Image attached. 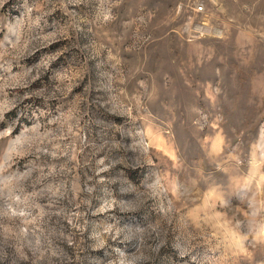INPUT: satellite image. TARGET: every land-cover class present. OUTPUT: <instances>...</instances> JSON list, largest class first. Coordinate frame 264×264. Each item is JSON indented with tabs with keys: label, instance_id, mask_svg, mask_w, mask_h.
Segmentation results:
<instances>
[{
	"label": "rangeland",
	"instance_id": "obj_1",
	"mask_svg": "<svg viewBox=\"0 0 264 264\" xmlns=\"http://www.w3.org/2000/svg\"><path fill=\"white\" fill-rule=\"evenodd\" d=\"M0 264H264V0H0Z\"/></svg>",
	"mask_w": 264,
	"mask_h": 264
}]
</instances>
